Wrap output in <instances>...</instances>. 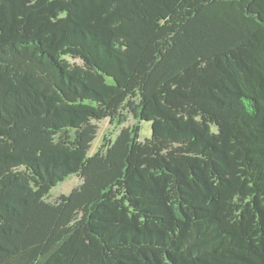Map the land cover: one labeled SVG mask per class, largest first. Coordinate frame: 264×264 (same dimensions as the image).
<instances>
[{"label":"trees","instance_id":"trees-1","mask_svg":"<svg viewBox=\"0 0 264 264\" xmlns=\"http://www.w3.org/2000/svg\"><path fill=\"white\" fill-rule=\"evenodd\" d=\"M0 264H264V0H0Z\"/></svg>","mask_w":264,"mask_h":264},{"label":"rangeland","instance_id":"rangeland-1","mask_svg":"<svg viewBox=\"0 0 264 264\" xmlns=\"http://www.w3.org/2000/svg\"><path fill=\"white\" fill-rule=\"evenodd\" d=\"M133 122L134 120L130 118L125 125H131ZM97 124L99 127V131L97 138L92 145V151L96 150L97 146L101 141V138L105 133L112 132L115 134L118 131V129L113 128L114 126L109 124L108 120H103L101 122H98ZM139 126H140L139 140L144 141L145 139L150 138L151 135L150 122L140 121ZM79 183H80V179L78 177H75L74 175L68 177L65 181L59 183L57 186L52 188L49 194V196H52L51 200H54L56 197H58L61 194L69 193L72 190V188L79 185Z\"/></svg>","mask_w":264,"mask_h":264}]
</instances>
